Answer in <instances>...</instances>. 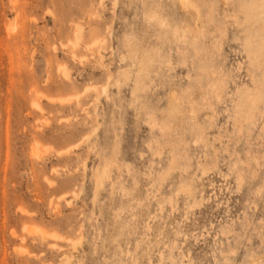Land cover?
I'll list each match as a JSON object with an SVG mask.
<instances>
[{
	"label": "rangeland",
	"instance_id": "obj_1",
	"mask_svg": "<svg viewBox=\"0 0 264 264\" xmlns=\"http://www.w3.org/2000/svg\"><path fill=\"white\" fill-rule=\"evenodd\" d=\"M0 264H264V0H0Z\"/></svg>",
	"mask_w": 264,
	"mask_h": 264
},
{
	"label": "bare ground",
	"instance_id": "obj_2",
	"mask_svg": "<svg viewBox=\"0 0 264 264\" xmlns=\"http://www.w3.org/2000/svg\"><path fill=\"white\" fill-rule=\"evenodd\" d=\"M128 74H129V73H128ZM126 76L128 77V75H126ZM137 76H138V75H137ZM136 80H137V79H136ZM34 152H35V151H34ZM104 167H105V166H104ZM104 169H105V168H104ZM105 170H106V169H105ZM100 173H101V172H100ZM99 176H100V175H98V178L101 177V176H100V177H99ZM103 177H104V176H103ZM105 177H106V176H105ZM100 179H101V178H100ZM100 179H99V180H100ZM103 180H104V179H103ZM103 180H102V181H103ZM97 183H98V182H97ZM99 183H100V182H99ZM101 183H102V182H101ZM40 232H41V231H40ZM47 235H48V234H47ZM74 243H75V242H74Z\"/></svg>",
	"mask_w": 264,
	"mask_h": 264
}]
</instances>
